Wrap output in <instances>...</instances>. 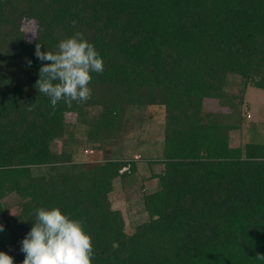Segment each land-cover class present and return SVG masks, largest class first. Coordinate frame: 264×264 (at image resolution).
<instances>
[{
    "label": "trees",
    "instance_id": "trees-1",
    "mask_svg": "<svg viewBox=\"0 0 264 264\" xmlns=\"http://www.w3.org/2000/svg\"><path fill=\"white\" fill-rule=\"evenodd\" d=\"M77 31L105 71L92 74L90 100L61 101L53 113L35 87V47L54 52ZM230 73L240 78L237 93L227 89ZM250 86L264 89V0H0V251L22 264L35 210L59 207L85 221L93 264H264L256 258L264 255V134L231 143L244 129ZM206 99L230 111L208 110ZM156 105L164 148L149 164L160 186H141L147 218L129 229L110 193L137 162L110 157L108 146ZM84 142L104 161H78ZM10 198L21 218L10 216Z\"/></svg>",
    "mask_w": 264,
    "mask_h": 264
},
{
    "label": "clouds",
    "instance_id": "clouds-1",
    "mask_svg": "<svg viewBox=\"0 0 264 264\" xmlns=\"http://www.w3.org/2000/svg\"><path fill=\"white\" fill-rule=\"evenodd\" d=\"M72 23L75 26L76 21ZM34 55L41 62L35 87L49 98L53 113L61 101L71 106L90 100L92 74L105 71L101 54L79 31L60 40L54 52L42 51L37 43ZM31 63L27 61L28 67ZM28 110L32 111L31 105ZM34 214L33 226L20 242L22 264H93V238L82 218L73 219L59 207H40ZM4 230L0 224V232ZM256 258L264 260V255L257 254ZM0 264H14V257L0 251Z\"/></svg>",
    "mask_w": 264,
    "mask_h": 264
},
{
    "label": "rangeland",
    "instance_id": "rangeland-1",
    "mask_svg": "<svg viewBox=\"0 0 264 264\" xmlns=\"http://www.w3.org/2000/svg\"><path fill=\"white\" fill-rule=\"evenodd\" d=\"M26 30L31 31L32 24L25 23ZM239 77L237 74L228 75L227 89L231 92H239ZM206 109L213 111H230L229 106L224 105L217 99H206ZM245 117L244 129L232 131V145H242L250 140H257L261 131L264 134V89L250 86L248 88L245 103L243 105ZM152 116L142 124L133 121L130 133L118 142H112L108 146L111 152L110 157H124L134 159L137 162V172L129 179L114 181V191L110 193V200L113 207L121 208L131 229V221H140L147 218L143 212L142 196L144 190L151 192L156 190L160 183L158 179L151 178L152 168L149 164L151 158L162 155L164 148L165 118L163 108L160 106H150L148 109ZM152 118V119H151ZM69 120H74L75 115H68ZM253 124L258 127H254ZM83 128L78 129L77 135L84 136ZM68 143L59 142V148H67ZM69 147V146H68ZM87 150V151H86ZM89 143L82 144L78 151V161H86L90 166L104 161L105 153L103 150H93L91 152ZM89 151V152H88ZM142 156V158H138ZM163 165H157L154 169H162ZM144 186L142 190L141 186ZM6 206L10 207V216L14 218L22 217V207L15 204V199L10 198L6 201Z\"/></svg>",
    "mask_w": 264,
    "mask_h": 264
},
{
    "label": "built area",
    "instance_id": "built-area-1",
    "mask_svg": "<svg viewBox=\"0 0 264 264\" xmlns=\"http://www.w3.org/2000/svg\"><path fill=\"white\" fill-rule=\"evenodd\" d=\"M138 158H141V156H140V157H138Z\"/></svg>",
    "mask_w": 264,
    "mask_h": 264
}]
</instances>
